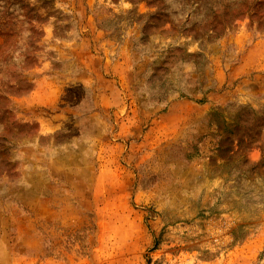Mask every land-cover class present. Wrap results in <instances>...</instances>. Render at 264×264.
<instances>
[{"label": "rangeland", "instance_id": "rangeland-1", "mask_svg": "<svg viewBox=\"0 0 264 264\" xmlns=\"http://www.w3.org/2000/svg\"><path fill=\"white\" fill-rule=\"evenodd\" d=\"M0 264H264V0H0Z\"/></svg>", "mask_w": 264, "mask_h": 264}]
</instances>
